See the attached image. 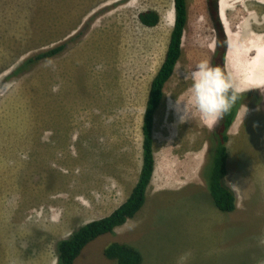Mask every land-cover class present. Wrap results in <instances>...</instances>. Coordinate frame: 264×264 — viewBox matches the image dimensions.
<instances>
[{"label":"rangeland","instance_id":"obj_1","mask_svg":"<svg viewBox=\"0 0 264 264\" xmlns=\"http://www.w3.org/2000/svg\"><path fill=\"white\" fill-rule=\"evenodd\" d=\"M100 1L0 0V264H57L60 240L109 215L124 200L123 174L133 179L138 172L145 106L174 27V0H107L89 11ZM258 1L264 3L219 4L231 35L226 65L250 92L246 113L242 118L238 111L229 129L226 183L237 193V209H219L205 179L208 138L218 121L203 128L204 184L151 193L132 223L91 241L76 264H117L104 253L113 241L138 248L142 264H264V72L254 76L260 53L252 38L240 44L239 35L248 11L264 24ZM188 6L178 73L211 62L217 41L208 0H188ZM149 9L166 20L144 26L138 13ZM120 38L129 45L121 72L123 52L114 42ZM68 40L74 44L63 53L25 64ZM162 124L161 115L156 151L165 146ZM125 158L132 161L127 168Z\"/></svg>","mask_w":264,"mask_h":264},{"label":"trees","instance_id":"obj_2","mask_svg":"<svg viewBox=\"0 0 264 264\" xmlns=\"http://www.w3.org/2000/svg\"><path fill=\"white\" fill-rule=\"evenodd\" d=\"M212 17L216 27V47L212 55L211 64L218 67L228 76L226 69V56L229 48L228 37L224 23L219 12L220 0H208ZM175 22L171 32L169 46L158 73L154 77L147 102L143 122V165L137 184L130 196L114 209L109 215L91 220L70 236L60 240L58 244L57 264H76L77 258L85 247L97 237L114 233L116 228L134 218L143 208L147 200V190L153 178L155 170L154 152V120L155 114L165 97V85L173 75L175 67L183 53V40L189 19L188 0H174ZM139 19L145 26L153 27L161 21L160 13L155 9L145 10L139 13ZM83 34V33H82ZM79 33V36L82 35ZM73 40L51 47L30 57L25 64H34L41 60L53 58L63 53ZM74 44V43H73ZM245 91L241 92L240 102L246 100ZM241 103H236L223 115L217 128L209 134L208 161H211L210 173L206 176L210 193L216 206L225 212L235 211L238 207L236 191L226 183L229 160V129L233 125ZM207 161V162H208ZM208 166V165H207ZM105 255L117 262V264H142L143 255L135 246L119 241L111 242L104 250Z\"/></svg>","mask_w":264,"mask_h":264},{"label":"crops","instance_id":"obj_3","mask_svg":"<svg viewBox=\"0 0 264 264\" xmlns=\"http://www.w3.org/2000/svg\"><path fill=\"white\" fill-rule=\"evenodd\" d=\"M107 2H108L107 0H102L95 7H92L89 11H97V10H99V8H103L104 6H107V5H102V4H107ZM258 2L260 4L263 3L261 1H258ZM116 9H118V7H116L115 10ZM252 9H254V8H252ZM118 10L124 11V9H118ZM248 10H250V9H248ZM138 11H141V10H138ZM157 11H159V10H157ZM219 12H220V16H221L223 14V11H220V6H219ZM221 12H222V14H221ZM248 12H249V16L245 17L248 20H245V21L240 20L241 22H243L241 24V26L239 27V28H241V31L239 32L241 34H239V35H241V38L243 37L242 38L243 43L241 42L240 44H244L246 37H250V38L253 37L252 39L255 41V37L257 36L258 40L256 42L262 48V46H264V45H261L260 43L263 39H260L259 37H262L263 33H261L260 32L261 30H259L255 27L257 25V22H261V19L259 17H257L258 13L256 11L252 10V11H248ZM251 13L253 14V16ZM166 18H167L166 14H165V16L161 15V21L159 22V24L162 23L164 21V19L166 20ZM221 18H223V17L221 16ZM252 18H253V20H251ZM138 21H140L139 15H138ZM222 21L225 24V21L223 19H222ZM228 21H229L228 24L230 27L231 24H230L229 18H228ZM174 22H175V8H174ZM174 22H173V24H169V25L170 26L174 25ZM246 22H248V23H246ZM158 25H156V26H158ZM146 27H149V26H146ZM153 27H155V26H153ZM93 28L91 29V31L93 30ZM225 29H226V33L228 34V28H227L226 24H225ZM230 30L233 33V35L238 34V33L233 32L231 27H230ZM245 31L248 32L249 36L244 35ZM228 36H229V48L228 49L230 50L231 35L228 34ZM184 39H185V36H184ZM114 42H116L117 45H120L122 52H123V60L118 63L119 69L121 72V71H123L124 63H126L128 60L129 45L127 44V42L126 43L124 42L123 38H120L119 40H114ZM169 42H170V40L168 41V46H169ZM237 48H238V45L236 46L235 49H237ZM183 50H184V40H183ZM228 54H229V51L227 52V56H226L227 60H228ZM262 54H264V53H262ZM182 57H183V53H182V56H181L179 62L177 63V65L175 67V71H174L173 75L171 76V78L169 79V81L165 85V88H164L165 97L162 100V102H161L160 106L158 107L156 114H155V120H154L155 170H154L153 178H152L151 183H150L148 190H147V200H146V203L144 206L148 205V200H149V196L151 193L156 194V193L163 191V190H176V189H179V188L186 186L189 183H195V184L199 183L200 185H202L205 182L204 178H203V166H204V158H205V144L203 142V128L205 125H203L200 122L198 116H194L192 120H187V121L181 123L180 119H179V113L175 107L176 96L180 97L181 99H187L189 96L188 89L190 86V81L186 80L184 77L181 76L180 73H178V67L182 61ZM163 62H164V60L162 61V63ZM260 62L262 63V60H260ZM161 65H160V67H161ZM159 69H158V71H159ZM226 69H227L229 77L233 81H234V79L237 81L238 78L242 77L240 74H238V72L236 70H234V71L231 70L232 73H230V69L228 66L226 67ZM158 71L156 72V74L158 73ZM156 74L154 75V77L156 76ZM261 74H262V72L258 73L256 76L259 77V75H261ZM154 77L152 78V81H153ZM173 83L175 84V87H172L170 90L168 87L170 84H173ZM247 90L248 89H245V90L241 89V92H245ZM149 94H150V91H149ZM148 98H149V95H148ZM147 102H148V100H147ZM146 107H147V104L145 106V111H146ZM241 110L242 109H239V111H241ZM144 114H145V112H144ZM161 115L163 116L162 130H163V139L165 141V146L161 150L156 151V144L158 142L157 135H156L157 134V125H158V121H159V118L161 117ZM143 122H144V116H143ZM198 128L200 129L199 133L193 135L190 132L192 129H198ZM142 136H143V124H142ZM188 145H190V146L193 145V147H190L188 149H184ZM182 150H184V151L181 152ZM123 160L126 162V168L129 166V162L130 163L132 162L130 158H125ZM140 160H141V163H140L138 172L133 179H130V176H127V178H126L125 174H123L122 180H124L123 185H124V191L126 192V194L124 196V200L119 205H121L129 197V195H127V193L129 192L128 189H131L130 187H132V185L134 183L137 184V182H138V179H139L138 177L140 176L139 174L141 173V169H142V165H143L142 164L143 163V137H142L141 159ZM126 175H127V173H126ZM119 205H117L116 207H118ZM109 213H111V212H109ZM134 218H131L132 220L129 219L125 224L117 227L116 228L117 232L120 228H121V230H124L130 223L133 222ZM116 230H115V232H116Z\"/></svg>","mask_w":264,"mask_h":264},{"label":"clouds","instance_id":"obj_4","mask_svg":"<svg viewBox=\"0 0 264 264\" xmlns=\"http://www.w3.org/2000/svg\"><path fill=\"white\" fill-rule=\"evenodd\" d=\"M180 74L190 81L188 98L176 96L175 100L181 123L198 116L203 125L212 129L234 104L241 103L239 85L209 60H201L191 70L181 68ZM241 109L243 118L247 106L241 103Z\"/></svg>","mask_w":264,"mask_h":264},{"label":"bare ground","instance_id":"obj_5","mask_svg":"<svg viewBox=\"0 0 264 264\" xmlns=\"http://www.w3.org/2000/svg\"><path fill=\"white\" fill-rule=\"evenodd\" d=\"M224 3H225V2H224ZM224 3H223V4H224ZM221 6H222V7H221V11L226 10L225 7H224V5L221 4ZM223 13H224V12H223ZM257 17H258V16H257ZM257 19H258V18H257ZM246 25H247V24H246ZM257 25L259 26L258 29L262 31L261 27H263L264 24H261L260 22H259V23L257 22ZM248 28H249V27H248ZM250 28H251V27H250ZM261 31H260V32H261ZM255 32H256V31H255ZM258 37H259V36H258ZM252 38H253V37H252ZM259 38H260V39H263V40L261 41L260 44H261V45H264V37H259ZM257 40H258V38H257V36H256V37H255V41H253V43L256 42ZM250 44H251V43H250ZM255 44H257V42H256ZM255 44H254V46H256ZM252 46H253V45H252ZM250 47H251V46H250ZM257 48H258V51H259L260 55H257V57L255 56L256 58H255V62H254V63H255V65H257V68H255L256 70H254V73H255L254 76H255V77H257L256 75H257L258 73L264 71V67H263L262 64L260 63V60L262 59V55H261V54L264 53V49H263L264 46H262V48H261V47L259 46V44H257ZM249 49H250V48H249ZM253 50H255V52H256V47H255V49H253ZM247 52H248V51H247ZM235 54H236V53H235ZM235 54H234V55H235ZM256 54H257V53H256ZM243 56H244V55H243ZM247 57H249V56L247 55ZM246 60H247V59H246ZM250 65H251V64H250ZM247 66H249V65H247ZM251 67H253V65H251ZM247 68H248V67H247ZM253 69H254V68H253ZM251 70H252V69H251ZM256 71H257V74H256ZM251 73H252V72H251ZM249 75H250V74H249ZM250 76H251V75H250ZM250 76H248V77H250ZM252 76H253V75H252ZM254 76H253V77H254ZM246 78H247V77H246ZM259 78H261V77H259ZM252 79H254V78H251V80H252ZM255 79H257V78H255ZM244 80H245V79H244ZM257 80H259V79H257ZM241 81H242V80H241ZM241 81H238V82L240 83ZM248 81H249V80H248ZM236 84H237V83H236ZM241 84H242V82H241ZM238 85H239V84H238ZM239 87H241V85H239Z\"/></svg>","mask_w":264,"mask_h":264},{"label":"flooded vegetation","instance_id":"obj_6","mask_svg":"<svg viewBox=\"0 0 264 264\" xmlns=\"http://www.w3.org/2000/svg\"><path fill=\"white\" fill-rule=\"evenodd\" d=\"M243 93H244V92H243ZM247 93H248V94L246 95V97L249 95V93H250V92H249V91H247Z\"/></svg>","mask_w":264,"mask_h":264}]
</instances>
